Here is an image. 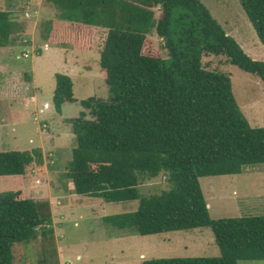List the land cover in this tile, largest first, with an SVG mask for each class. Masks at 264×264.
I'll list each match as a JSON object with an SVG mask.
<instances>
[{
  "label": "trees",
  "instance_id": "trees-1",
  "mask_svg": "<svg viewBox=\"0 0 264 264\" xmlns=\"http://www.w3.org/2000/svg\"><path fill=\"white\" fill-rule=\"evenodd\" d=\"M45 1L58 19L47 22L43 39L96 51L108 89L106 99L81 101L88 113L71 121L75 148L64 177L74 193L106 203L138 201L134 212L104 217L107 227L140 236L209 229L220 252L142 264L264 261V216L212 219L199 182L264 164V128L248 124L229 77L207 69L202 58L225 57L262 82L264 62L245 54L199 0ZM238 2L264 45V0ZM21 30L11 12L0 11V50ZM153 32L163 41L165 58L149 40ZM54 78L52 102L60 113L63 104L75 102L73 83L65 74ZM13 80L9 88L16 97ZM43 165L40 148L0 152V177L23 176ZM160 174L170 188L142 196L140 182ZM52 225L47 201L28 198L23 190L1 194L0 264H13L16 244L52 235Z\"/></svg>",
  "mask_w": 264,
  "mask_h": 264
},
{
  "label": "rangeland",
  "instance_id": "rangeland-1",
  "mask_svg": "<svg viewBox=\"0 0 264 264\" xmlns=\"http://www.w3.org/2000/svg\"><path fill=\"white\" fill-rule=\"evenodd\" d=\"M199 1L224 32L230 33L228 36L238 45H245L253 51L259 58L255 60L263 61L264 45L259 42L238 0ZM40 2L0 0V11L11 12L22 28L12 38L8 49L0 52V66L13 77L17 86L15 92L33 95L34 87L37 96L34 104L24 103L19 98L0 100V121L8 122L0 128V152L38 148L43 134H50L55 129H61L63 139L57 152H43L42 168L30 167L23 176L0 177V195L23 189L28 198L47 201L53 218L52 235L45 238L38 236L29 244H16L13 247V264H142L155 259L218 257L220 252L209 229L150 236L118 231L105 226L102 219L134 212L138 201L106 203L98 198L74 193L71 182L64 175L75 148V139L70 138L69 124H57L53 121L57 115L52 118L54 112L50 94L55 86L54 74L66 75V72H71L73 78V96L77 102L68 105L67 117L74 113L76 116L82 111L80 101L90 97L106 99L108 89L96 51H73L70 44L57 47L46 44L42 35L47 22L40 20L35 24L34 12ZM53 13L54 20H57L58 12L53 10ZM148 37L158 50V55L165 58L163 41L154 32ZM24 41L30 43L23 45ZM46 45L49 49L45 51ZM58 47L69 51L66 55L67 65ZM148 47L146 49L150 51ZM23 54L27 57L24 58ZM74 59L80 64L79 67L68 63ZM82 60L86 62L80 63ZM202 64L229 77L236 104L248 124L252 128H264V82L227 63L222 56L203 57ZM31 78L33 81L29 84ZM45 101L50 103L51 108L40 114L39 107L47 109L42 106ZM44 121L45 124L41 123ZM199 182L212 219L264 216V164L248 167L238 175L204 177ZM169 188L164 174L143 179L138 186L142 196L160 194ZM237 264H264V261H240Z\"/></svg>",
  "mask_w": 264,
  "mask_h": 264
},
{
  "label": "crops",
  "instance_id": "crops-1",
  "mask_svg": "<svg viewBox=\"0 0 264 264\" xmlns=\"http://www.w3.org/2000/svg\"><path fill=\"white\" fill-rule=\"evenodd\" d=\"M42 3L45 4V5H42ZM36 8H37V11L34 12V14H36V17L34 15V17H35V24H37L40 20L46 21V22L54 21V17H53L54 16V13H53V10L55 11L56 9L51 4H47V3L44 2V0H41V2L37 5ZM226 34L227 35H230V33H226ZM29 43L30 42L28 41V44ZM46 44L49 45V46L57 47L55 44H49L48 42H46ZM47 45H46L45 51H46L47 48L49 49V47ZM239 46L253 60L259 59L258 56L253 51L247 49L245 45L239 44ZM7 49L8 48L3 49V50H0V52L6 51ZM60 50L63 52L64 64L67 65L66 55H67V52H69V51H66L63 48H61ZM73 51H78V50H73ZM70 52H72V51L70 50ZM86 52H88V51H86ZM262 60L264 61V59H262ZM76 62H77L76 59H74L73 62L69 61L68 63L72 64L71 66H77V67H79L80 64L78 65V63H76ZM85 62L86 61L82 60L80 63L84 64ZM5 71H6V69L4 67L0 66V72L2 73L1 76H0V84L2 86V89L0 91V100H14V99L19 98L24 103L25 102H27V103L32 102L34 104V101H36V98H37V96L35 94L36 90L34 89V87H33V90H34L33 91V95H22V94H20V95H18L16 97H13L12 91H11L12 89L9 88L10 82H11V80H12L13 77L12 76L10 77L9 76V73L6 74ZM70 73L71 72H66V75H69V77L72 80L73 78H72V76H70ZM32 81L33 80L31 78V81L29 82V84H32ZM54 89H55V86H54ZM53 92H54V90H53ZM53 92L50 94L51 95V98H50L51 102H52ZM76 102H77V100L75 99V102L74 103H76ZM80 102H79V104H80ZM74 103H66V104H63L62 105V108H61V112L60 113H57L55 111V109H54V105H53V102H52V111L54 112V115H52V118L55 115L58 116V117L55 116L56 117L55 118L56 120L53 119V121L57 122V124H60V125H62V124H69V126H70V138H74V135L72 134V124H71V120L76 119L79 116V113L80 112H82V111L83 112H86V110L80 105L81 108H82V111H79V113L76 116H75V113H74V115H72L70 117H67L66 116V113H67L68 105L74 104ZM45 105H46V108L47 109H44L42 107H39V113L40 114H44V112L46 110L48 111L51 108L49 102L45 101V102L42 103V106H45ZM2 121H3V119L0 121V128H3L8 123V122L7 123H3ZM41 123L45 124V121L44 122H41ZM44 126H46V125H44ZM60 131H61V129L60 130H56L55 129V130H52L51 132H49L50 134H43L42 141H41V145L38 148L42 149V152H45V151H48V150H51V151L53 150L54 152H57V148L58 149L61 148V144H62V140H63L62 139V134L60 133ZM4 177H7V176H4ZM20 190H23V189H20ZM207 207H208V204H207Z\"/></svg>",
  "mask_w": 264,
  "mask_h": 264
},
{
  "label": "built area",
  "instance_id": "built-area-1",
  "mask_svg": "<svg viewBox=\"0 0 264 264\" xmlns=\"http://www.w3.org/2000/svg\"><path fill=\"white\" fill-rule=\"evenodd\" d=\"M26 42H28V41H24V44L23 45H25L26 44ZM24 58H26L27 57V55L26 54H23L22 55ZM46 106V105H45Z\"/></svg>",
  "mask_w": 264,
  "mask_h": 264
}]
</instances>
